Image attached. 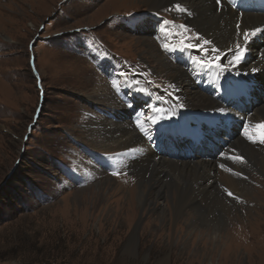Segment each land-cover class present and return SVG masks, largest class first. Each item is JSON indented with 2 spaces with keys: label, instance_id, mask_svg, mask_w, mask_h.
I'll use <instances>...</instances> for the list:
<instances>
[{
  "label": "rangeland",
  "instance_id": "1",
  "mask_svg": "<svg viewBox=\"0 0 264 264\" xmlns=\"http://www.w3.org/2000/svg\"><path fill=\"white\" fill-rule=\"evenodd\" d=\"M145 3L0 0V264H264V178L258 181L259 176L251 172L245 181L252 183L262 203L243 196L239 205L257 207L263 217L255 221L254 212L246 218L244 208L242 215L228 220L217 239L211 237V230L200 233L205 230L201 225L198 231L187 230L182 220L159 224L142 209L126 229L124 219L114 221L112 212L95 211L84 204L98 188L74 193L107 181L106 193L119 185L130 198L137 180L133 169L139 160L118 162L121 150H113L117 144L104 142L99 134L103 123L96 124L95 133L89 132L90 126L87 130L91 117L103 120L122 114V122L131 124L130 112L124 111L113 85L95 67L93 54L122 60L123 79L131 77L139 89L153 90L148 92L151 96L166 90L177 103L173 73L164 67L173 59L153 38L149 20L161 14L162 22L165 17L176 25L184 22L172 5L152 12ZM177 4L186 6L192 17L189 4L173 5ZM131 16L144 17L146 22L131 31L125 24ZM187 28L195 38L202 37ZM176 39L197 46L200 41L178 34L172 41ZM145 42L152 44V53L162 59V66L156 67L154 57L150 60ZM192 51L201 55L199 49ZM218 54L222 56L215 48L214 55ZM154 101L150 106L159 105L165 115L171 104ZM151 124L146 117L142 125ZM93 153L115 156L111 171L99 166ZM87 161L94 171L87 169ZM72 169L81 174L74 175ZM150 219L151 227L144 232ZM115 226L126 233H113ZM135 229L134 248L128 250L130 231Z\"/></svg>",
  "mask_w": 264,
  "mask_h": 264
},
{
  "label": "bare ground",
  "instance_id": "2",
  "mask_svg": "<svg viewBox=\"0 0 264 264\" xmlns=\"http://www.w3.org/2000/svg\"><path fill=\"white\" fill-rule=\"evenodd\" d=\"M145 1L146 6L152 12L156 9L168 8L170 5L174 11L176 9L173 4L176 2L189 4L193 10L191 18L186 12L176 11L181 16L182 22L195 30L199 36L211 41L213 46L219 50L223 56L222 64L228 67V70L224 66H222L223 68L220 67L224 74L228 76L238 73L249 74L254 72L253 69L256 71L264 65V40L263 43L258 44L257 42L253 43L248 35L247 39L245 38V33L249 34L257 29H264V13L241 12L231 7L227 0H221L220 4H217L216 0ZM182 7L187 8L186 6ZM152 28V33L159 34L164 43L162 47L166 48L167 52L169 51L168 55L173 59V62L161 63L162 59L152 53V44L150 42L143 43L148 48L146 52L149 54L150 60L154 57V61L158 63L156 67L164 64V67H168L169 72L173 73L172 81L176 86V89L173 90L177 97V103L170 106L168 112L165 113V119H169V114L175 113L176 110H189L188 106L191 107L190 110H213L227 113L229 111L227 108L200 90L193 81L189 69L198 65L196 59L187 54L186 50L178 44L166 41L162 29L157 27L154 30V27ZM150 30L151 28L148 30L149 35ZM215 48H211L213 54ZM171 52L173 54H170ZM176 53L179 60L184 61L186 65L175 62L177 61ZM241 53H243L242 58H248L247 63L241 62V59L237 63L234 59V57H239ZM167 57L169 60V56ZM109 88L111 89V87ZM123 93H125V97H133L129 100L137 101L139 108H142L140 104L147 100V95L144 94L143 90H135L132 86ZM183 101H185L186 106ZM109 119L101 120L99 118L98 120L91 117V122L86 124V127L87 130H89L88 126L92 127L89 132L95 133L96 124L103 123L100 125L99 134L103 136L104 142L111 141L117 144L113 150H121L118 152L120 164L125 163V158L128 162L139 160L135 163L137 167L133 169L137 175L136 183H134L136 185L132 189V191L135 190L134 195L127 198L128 196L124 195V187L119 185L113 191L106 193L107 181H100L74 192L78 195L84 190L98 188L97 191L93 192L94 196L89 197V200L87 198L84 200L86 206L91 205L95 211L100 209L112 212L114 221L119 218L124 219L127 223V226L124 227L126 229L136 219L138 211L142 209L146 213H152L149 218H154V221L159 224H163L168 219L172 221L182 220L184 221L182 224L187 230H197L201 225L205 230L201 229L200 233L211 230L213 231L211 236L213 239L220 236V232L225 229L231 217L234 220L238 215H242L241 211L244 208H246V218L254 212L256 215L254 214L255 216L252 215V217L254 216L255 221L258 220L257 216L263 217L261 213L257 212V207H241L239 205L240 199L242 200L244 197L249 198L250 201H256V204L262 203L260 198L257 200V195H255L257 191L251 185L252 183L250 184L245 180L248 178L246 173L250 174V172L259 176L258 181H261L260 178H264L263 96L259 97V103L253 106V112L247 118L246 130L229 141L226 147H223L222 154L217 158L196 156L193 159L174 160L158 155L151 148L150 150L147 149L146 146L149 144L146 142V138L138 132L137 127L132 122L131 124L130 122H122V114L113 116V119L122 125H117L116 121ZM154 120L155 118L150 121L153 123ZM144 123L145 119L142 118V124ZM238 158H242V160ZM87 164L89 165L87 169L94 171L92 163L87 161ZM248 166L249 168H247ZM247 170L249 171L247 172ZM256 188L258 190V187ZM229 191L235 197H239V200L229 196ZM117 194L124 196L117 197ZM261 194L264 195V193ZM160 198L165 201L162 202ZM152 221L153 219H150V222L145 224L144 232L147 231ZM114 228L113 233H126V230H122L120 227L115 226ZM137 235V229L130 231L128 250L134 248Z\"/></svg>",
  "mask_w": 264,
  "mask_h": 264
},
{
  "label": "snow or ice",
  "instance_id": "3",
  "mask_svg": "<svg viewBox=\"0 0 264 264\" xmlns=\"http://www.w3.org/2000/svg\"><path fill=\"white\" fill-rule=\"evenodd\" d=\"M216 3L220 4L221 0H216ZM175 9L180 11V12H188V9L185 8V7H182L180 4L175 5ZM188 14L191 15L190 12H188ZM181 27H183V26H181ZM256 31H259V29H257ZM252 34L255 35V32H253ZM247 35L248 34L245 33V38L246 39H247ZM205 43L207 44V43H210V42L209 41H205ZM242 56H243V53H241V55L239 57H234V59L236 60L237 63H239V60L242 59ZM201 66L202 67H211L212 65L209 63V64H202ZM253 71H255V69H253ZM181 107H183V105H181ZM221 111H223V110H221ZM141 131H145V130L143 128H141ZM249 139H251V137H249ZM262 142H264V141H262ZM238 159L242 160V158H238ZM118 174L119 173H117V172H113V175H118ZM228 195L229 196H233L235 199L239 200V197H235L234 194L232 192H230V191L228 192Z\"/></svg>",
  "mask_w": 264,
  "mask_h": 264
}]
</instances>
